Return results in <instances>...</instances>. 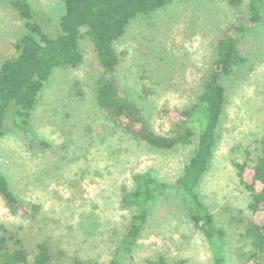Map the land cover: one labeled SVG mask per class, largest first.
<instances>
[{
  "label": "rangeland",
  "instance_id": "1",
  "mask_svg": "<svg viewBox=\"0 0 264 264\" xmlns=\"http://www.w3.org/2000/svg\"><path fill=\"white\" fill-rule=\"evenodd\" d=\"M43 30L55 35L65 12L63 0H28ZM243 5L249 0H242ZM237 9L226 0H176L134 18L114 42L119 56L113 76L123 97L133 102L159 135L173 136L165 109L181 111L197 102L216 54V44ZM27 30L8 0H0V64L16 55ZM247 63L227 80V101L211 167L200 186L203 202L224 232L225 264H245L251 253L246 230L250 197L233 162L254 163L264 140V21L240 45ZM83 60L57 68L45 84L32 116L37 139L50 147L34 153L15 127L9 106L0 138V171L16 196L38 210L12 215L0 197V225L23 228L31 242L45 240L51 264H108L137 208L123 203L136 188L135 175L152 173L161 181L178 179L194 155L190 144L159 149L114 125L98 105L97 83L108 76L94 44L83 35ZM213 264L214 251L176 196L160 199L132 254L122 264ZM264 264V252L260 257Z\"/></svg>",
  "mask_w": 264,
  "mask_h": 264
},
{
  "label": "trees",
  "instance_id": "2",
  "mask_svg": "<svg viewBox=\"0 0 264 264\" xmlns=\"http://www.w3.org/2000/svg\"><path fill=\"white\" fill-rule=\"evenodd\" d=\"M176 0H63L65 12L59 30L50 35L35 18V10L28 0H8L24 22L27 32L16 42V55L0 64V138L5 135L4 120L9 106L15 108V127L24 145L34 153L50 147L36 138L32 116L45 84L57 68L77 67L83 60L80 40L86 35L94 44L99 65L107 75L97 83L98 105L111 122L135 139L159 149H172L191 143L193 127L198 129L194 155L183 174L172 182L157 179L150 172L135 175L136 188L124 194L125 205L137 208L127 232L120 240L108 264H122L142 235L156 203L169 196L178 197L194 226L205 236L214 251L213 264H225L224 232L216 227L214 217L200 194V186L209 171L220 124L227 101V80L247 63L240 45L246 33L264 21V0H226L236 8L232 24L216 44L211 71L204 82L196 103L181 111L165 109L175 125L173 136L154 133L139 108L122 96L113 76L119 64L114 42L121 38L130 22L140 15H150ZM240 184L249 194L252 218L246 233L251 253L245 264H261L264 252V140L260 155L254 163L233 162ZM0 197L8 211L25 215L38 210L34 204L23 203L14 193L8 177L0 171ZM23 228L8 229L0 225V264H51L50 247L45 240L31 242ZM75 264H89L76 260ZM147 264H168L163 257L148 260ZM177 264H186L181 260Z\"/></svg>",
  "mask_w": 264,
  "mask_h": 264
}]
</instances>
